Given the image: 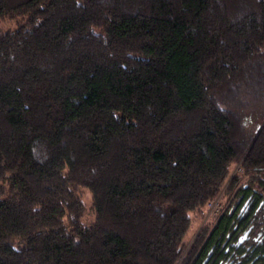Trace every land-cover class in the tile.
<instances>
[{
	"label": "trees",
	"instance_id": "1",
	"mask_svg": "<svg viewBox=\"0 0 264 264\" xmlns=\"http://www.w3.org/2000/svg\"><path fill=\"white\" fill-rule=\"evenodd\" d=\"M254 192L264 0H0V264H246Z\"/></svg>",
	"mask_w": 264,
	"mask_h": 264
},
{
	"label": "flooded vegetation",
	"instance_id": "2",
	"mask_svg": "<svg viewBox=\"0 0 264 264\" xmlns=\"http://www.w3.org/2000/svg\"><path fill=\"white\" fill-rule=\"evenodd\" d=\"M260 196L255 192L250 193L245 204L236 214L241 219H253L250 220L252 224L249 229L238 239V247H245L241 258L246 264H264V197ZM258 199L260 200L257 201ZM236 206L237 204L230 210L234 214ZM208 260L209 258L203 264H206Z\"/></svg>",
	"mask_w": 264,
	"mask_h": 264
},
{
	"label": "rangeland",
	"instance_id": "3",
	"mask_svg": "<svg viewBox=\"0 0 264 264\" xmlns=\"http://www.w3.org/2000/svg\"><path fill=\"white\" fill-rule=\"evenodd\" d=\"M261 125H262V122H261ZM239 165L240 164H238L235 168H234V170H233V172H232V174H231V176H230V179L228 180V182H227V184H226V186L228 185V183L232 180V178L234 177V175L236 174V172L238 171V169H239ZM226 186H225V188L223 189V191L221 192V194L218 196V198L215 200V202L209 207V209H208V211H207V213H206V216L204 217V219L202 220V222L199 224V226H198V229H197V232L195 233V235L193 236V239H192V241H191V243H190V245L193 243V241L197 238V236L200 234V232H201V230L203 229V227H204V225L209 221V220H215V219H217L221 214H222V212H223V210H224V208H222V206H221V204H220V199H221V197H222V195H223V192L225 191V189H226ZM83 200H84V202H85V204H86V206H87V208L89 209V211H90V213L88 214V216L84 219V221H90V220H92L93 219V216H92V199H91V195H90V193L88 192V191H84L83 192ZM189 245V246H190Z\"/></svg>",
	"mask_w": 264,
	"mask_h": 264
},
{
	"label": "water",
	"instance_id": "4",
	"mask_svg": "<svg viewBox=\"0 0 264 264\" xmlns=\"http://www.w3.org/2000/svg\"><path fill=\"white\" fill-rule=\"evenodd\" d=\"M242 240V239H241Z\"/></svg>",
	"mask_w": 264,
	"mask_h": 264
}]
</instances>
